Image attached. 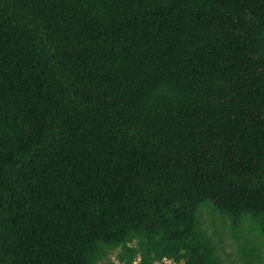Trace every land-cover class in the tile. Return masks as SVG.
<instances>
[{"label": "trees", "instance_id": "16d2710c", "mask_svg": "<svg viewBox=\"0 0 264 264\" xmlns=\"http://www.w3.org/2000/svg\"><path fill=\"white\" fill-rule=\"evenodd\" d=\"M205 208L264 240V0H0V264H224Z\"/></svg>", "mask_w": 264, "mask_h": 264}, {"label": "rangeland", "instance_id": "374dc122", "mask_svg": "<svg viewBox=\"0 0 264 264\" xmlns=\"http://www.w3.org/2000/svg\"><path fill=\"white\" fill-rule=\"evenodd\" d=\"M202 218L205 228L220 246V255L224 264H243L241 249L245 245L255 247L261 244L260 255L264 262V240L256 239L255 234L249 231L247 225L234 229L229 220L222 221L219 215L213 214L210 208L203 209ZM118 252V251H117ZM116 253L111 257L112 262H116ZM165 264H171L166 261Z\"/></svg>", "mask_w": 264, "mask_h": 264}]
</instances>
